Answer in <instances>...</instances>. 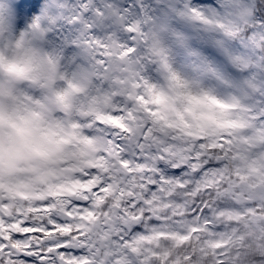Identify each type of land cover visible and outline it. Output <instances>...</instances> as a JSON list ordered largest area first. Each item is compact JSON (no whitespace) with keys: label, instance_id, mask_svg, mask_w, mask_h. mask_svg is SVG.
I'll use <instances>...</instances> for the list:
<instances>
[{"label":"snow or ice","instance_id":"6c2138e0","mask_svg":"<svg viewBox=\"0 0 264 264\" xmlns=\"http://www.w3.org/2000/svg\"><path fill=\"white\" fill-rule=\"evenodd\" d=\"M5 46L78 102L47 171L0 142V264H264V0H0Z\"/></svg>","mask_w":264,"mask_h":264},{"label":"clouds","instance_id":"9594fccd","mask_svg":"<svg viewBox=\"0 0 264 264\" xmlns=\"http://www.w3.org/2000/svg\"><path fill=\"white\" fill-rule=\"evenodd\" d=\"M78 98L38 51L0 48V142L20 148L21 175L45 172L56 159V122L71 119ZM68 109V110H66ZM17 129H23L21 136Z\"/></svg>","mask_w":264,"mask_h":264}]
</instances>
